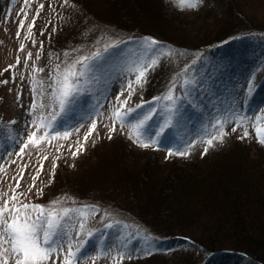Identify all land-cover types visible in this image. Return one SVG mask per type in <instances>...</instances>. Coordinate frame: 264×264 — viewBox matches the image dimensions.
I'll list each match as a JSON object with an SVG mask.
<instances>
[{"label":"rangeland","instance_id":"obj_1","mask_svg":"<svg viewBox=\"0 0 264 264\" xmlns=\"http://www.w3.org/2000/svg\"><path fill=\"white\" fill-rule=\"evenodd\" d=\"M68 2L71 5L65 6ZM43 3L49 5L47 9L52 13L61 9L60 14H64L63 20L67 17L68 26L69 23L74 24L70 25L73 28L71 31L66 28V39L69 35L80 34L82 27L88 31L85 41L72 43L67 40V46L59 48L76 46L80 50L77 52L90 54L93 48L100 45L93 36L94 31L99 35L104 30L110 32L103 39L102 47L96 50L124 38L118 42L119 47L108 54H103L108 49L102 50L99 61L102 67L86 71L80 78L79 92L66 105L64 112L57 106L55 114L52 104L54 97L43 86L41 77L40 42L36 41L40 33L31 29L32 36L29 38L28 32L29 27L32 28V20L36 19L37 9ZM231 3L232 6L227 0H202L195 9H182L174 0H36V3L35 0H27V3L26 0H0V85L4 99L0 104L3 115L0 120V192H7L10 197L16 182L22 183L21 172L23 179H32L39 172L38 178L30 184H22L24 188L36 187L42 177H51L54 165H59L55 188L61 189L60 193L70 192L74 196L79 193L81 198L90 196L100 199L107 207L126 215L122 206L130 207L132 201L139 199V188L143 181L140 179L141 172L145 167L161 175V181L162 177L167 178L172 172L184 175L181 178L185 180L196 174L212 177L223 172L231 163L239 165L245 175H255L257 169L259 171L264 167V145L258 143L253 127L255 118L264 116V40L256 35L249 36V39L237 36L231 44L217 48L210 55L200 56L192 70L184 67L183 70H187L181 79L183 91L179 90L178 96L173 93L175 103L150 98L143 82L142 85H133L135 91L127 107L135 108L144 103V108L136 109L123 124L112 117L114 109L120 107L117 97L119 100L127 98V85L135 80L136 73L131 69L151 56V52L145 51L149 47L145 43L146 38L158 41L154 50L159 57L172 60L165 69L170 67L169 70L176 73L181 64L178 63L179 59H171L175 57L172 56L171 44H165L158 38L174 42L189 36L197 42L210 37L212 33L220 36L234 27L233 22L241 15V6L246 5H253L254 12L264 20V8L260 6L264 0H232ZM21 22L23 29L19 27ZM74 22L79 25L75 26ZM122 25L124 29L120 28ZM126 31L134 33L127 35ZM93 42L95 46L91 44ZM169 50V55L163 54ZM28 53H31V59ZM91 63L95 65L97 61ZM36 81L40 83L36 84ZM121 92L123 95H120ZM40 104L44 106L41 108ZM153 107L156 114L148 122L150 127L143 129V142H156L145 148L135 142L129 121L135 123L133 116ZM38 116L50 122L47 129L49 137L37 147L28 144L21 154L29 135L36 131L33 123ZM238 117H246L244 123L249 133L246 138H242L244 127H236ZM218 121H226L223 131L227 135L222 143L214 140L213 146L209 147L204 141L218 134ZM93 124L95 129L92 128ZM160 127L164 128L163 133L159 132ZM233 128L236 130L233 131ZM45 130L41 128L36 133L37 137ZM64 133H69L66 139L63 138ZM85 136L88 137L87 141L84 140ZM81 145L82 150L73 155ZM206 148L211 150L207 154ZM178 150L196 151V154L193 157L168 155L170 151ZM203 156L208 158L202 161ZM34 190L26 193L28 198L24 203L31 204L36 197ZM157 193L148 195L152 208L149 205L139 206L143 214L138 213V218H141L138 221L144 222L149 229L143 233H131L122 227L117 228L125 225L122 221L118 225L110 224L111 227L108 225L94 232L92 243L85 249L81 245H73V251L77 252L74 264H115L118 260L125 264H181L177 262L181 259H186L184 264H261L232 251L215 253L218 255L208 258L207 263L205 259L208 254L187 239L177 236L158 241L150 231L168 235L173 233L174 225L170 227L167 225L170 222H162L165 219L159 213L167 201L164 200L162 205L163 199L156 196ZM20 199L23 200L22 197ZM2 203L3 200H0ZM80 215L76 209L65 218L66 235L60 241L65 247L58 249L48 264H63L67 242L71 240L74 243ZM180 247L184 250L178 249ZM9 264H12L11 260Z\"/></svg>","mask_w":264,"mask_h":264},{"label":"trees","instance_id":"obj_2","mask_svg":"<svg viewBox=\"0 0 264 264\" xmlns=\"http://www.w3.org/2000/svg\"><path fill=\"white\" fill-rule=\"evenodd\" d=\"M231 2L232 0H227L230 6H232ZM68 5H71V2L65 3V6ZM260 6L264 8V3H260ZM47 8H49V5L43 3V7L37 9L36 19L32 20V22L35 21V24L31 29L32 31L39 30L40 36L36 38V41L40 42L39 62L43 69L41 73L42 82L43 86L51 91L53 95L56 87L55 80L58 70L63 71L67 66L74 64L81 57L93 56L97 52L101 53L102 50H105V47L100 50L96 49L102 47L104 44L103 39H106L110 32L108 31L106 33L104 30L100 35L97 31L93 32L94 38L100 42V45H97L96 49L93 48L90 54L77 52L80 50H77L76 46L59 48L67 46V42H65L67 40L72 43L75 41H85L88 37V31L82 27L80 34L69 35L66 39V28L68 31H71L73 28L70 25L74 24L69 23L68 26V22L66 21L67 17L63 20L64 14H60L62 11L61 9H57L52 13V11ZM241 8V15H239V17L237 16V19L233 22L234 27L225 31L224 34L220 36L216 33H212L210 37H204L197 42L189 36L188 38L182 37L181 41H183V43L178 39L174 40V42H165L158 38L165 44H171L172 47L170 48L173 49L172 56H175H171V59L177 58L179 59L178 63L181 64L177 68L179 71L172 73V71L169 70L170 67L165 69L172 60L169 61L170 59L165 60L164 58H159L158 64L149 69L145 77L144 83L148 93L151 95H149V97H161L165 92H169L170 89H173L175 96L180 95L178 92L179 90L183 91L184 84H181V79L185 71L187 69L190 71L195 68V64L199 61L198 59L200 56L210 55L217 48L231 44V42L237 39V36H245L249 39L251 38L249 36L256 35L257 38L263 41L264 20L262 21L258 16L259 14L254 12L255 7H253V5L241 6ZM74 23H76L75 26L79 25L77 22ZM119 26L120 25H118V27ZM123 27L122 25L120 28L124 29ZM134 31H131V33H134ZM231 31L232 33L230 34ZM83 32L84 35L82 36L81 34ZM131 33L126 31L127 35ZM149 35L151 36V34ZM118 42H114L113 44L120 45ZM188 42L190 43L188 44ZM91 44L93 46L96 45L94 42ZM113 48L114 47H108V50L103 54H108ZM187 63L188 65H186ZM48 66L49 68L46 69ZM76 67L78 71L83 70L82 65L77 64ZM184 67L187 69L183 70ZM160 70H164V72L161 73ZM1 90L2 88L0 85V104L4 101ZM52 104L54 108L53 114H55V109L57 110V106L59 105L54 98ZM2 118L3 115L0 111V120ZM210 151L211 150H207L205 154ZM194 152L196 151L188 152L186 156L193 157L196 154ZM203 158L202 161L206 160L208 157L203 156ZM59 168V165L54 167L51 177L49 179L42 177L36 187L29 186L24 188L22 184H30L33 178L29 179L26 177L22 179L20 187L14 188L16 193H24V195L21 196L24 202V200L28 198L26 193L36 189L34 190L36 192V197L31 204L48 207L54 202H59L58 208L70 209L71 211L78 209L81 215L80 219L77 220V225L82 221L83 213L87 216V228L90 229L93 234L110 224L118 225L120 221L124 222L125 225L117 228L122 227L131 233H143L144 230L149 228L145 226L144 222L138 221L140 218H138V215L143 214L140 212L141 207L139 206L143 207L149 205V207L152 208V200L148 195L149 193L152 195L158 192L156 196L158 195L163 199L162 205L164 200L165 202L167 201L159 213L163 216L160 217L163 220L165 219L162 222H170L171 224H167L170 227L174 225L173 233H168V235H166V233L160 235L157 232L155 233V230L150 231L154 233L153 235H155L158 241L162 242L177 236L185 238L208 254L205 259L207 263L209 262L208 258H212V255L215 253L232 251L238 254L242 253L251 262L256 261L264 264V167L259 171H257V169L255 175H251L250 173V175H245L241 171L239 165L236 166L231 163L223 172H218L212 177H204V175L196 174L194 176H189L188 180H185L181 178L184 175L180 176L172 172V175H168L167 178L162 177V181L159 179L161 175L150 172L151 169L145 167L141 172L140 179L143 181L139 188V199L136 198V201H132L133 205L130 206L131 208L122 206L127 216L121 212L117 213L114 209L107 207L105 202L100 199H93L90 198V196H87L88 198H81L79 196L82 195L79 193H75V196L70 192L60 193L59 191L61 189L55 188L60 173ZM45 179L47 181L43 183ZM52 184H54V186ZM29 189L31 190L29 191ZM11 191L13 194V189ZM49 192L50 194H48ZM9 206H11V204ZM90 208L94 209L90 212ZM78 232L79 228H76V237L73 245H81L83 249H85L91 242L92 236L86 237L83 233L78 235ZM82 241L84 242L83 244H81ZM222 247H224V249L220 250ZM178 249L181 250L183 248L180 247ZM185 260L186 259H181L177 260V262L184 264ZM125 263L126 262L118 260L115 264Z\"/></svg>","mask_w":264,"mask_h":264},{"label":"snow or ice","instance_id":"obj_3","mask_svg":"<svg viewBox=\"0 0 264 264\" xmlns=\"http://www.w3.org/2000/svg\"><path fill=\"white\" fill-rule=\"evenodd\" d=\"M67 2V0H66ZM178 7L182 9H195L198 7L202 0H174ZM27 3V0H26ZM41 8L43 5L40 6ZM26 15V13H25ZM35 21L32 22L34 26ZM19 27L23 29V22L20 23ZM29 38L32 36L31 26L28 29ZM145 43L149 46L145 49L146 52H151L150 57H146V61H142L137 67L131 69L136 73L135 80L129 81L127 85L128 97L124 100H117L120 104L119 108H115L112 117L115 121L121 122L123 124L126 120V117L130 116L136 109L144 108V103L138 104L135 108L127 107L129 99L135 91L133 85H142L145 82V77L149 69L155 67L159 62V54L155 49V46L158 44V41L146 38ZM108 47H119L118 44L106 45L105 51ZM23 50V45L21 46ZM171 50L164 55H169ZM28 58L31 59V53H28ZM102 59L99 52L95 53L93 56H84L78 59L74 64L67 66L63 71L57 72V77L55 80L56 87L53 92L54 99L59 105L61 112H64L66 105L70 104L72 98L79 92L80 85L79 79L84 76L86 71H92L97 67H102L99 65V61ZM95 60L97 64L93 65L91 62ZM19 62V61H18ZM82 65L83 70L78 71L76 65ZM7 70V69H6ZM4 83H7L5 81ZM39 84V81L35 82ZM251 91V89H249ZM123 95V92L120 93ZM171 101L175 103L173 96V89L169 90V93L165 97L156 98ZM43 104H40L39 107H43ZM34 107H36L34 105ZM127 108V111L124 109ZM156 114V108L153 107L146 112L138 113L136 116L132 117V120L135 123L131 124L133 132L135 134V142L138 143L141 147H150L156 141H151L150 143L143 142V129L145 127H150L148 122L152 120L153 116ZM55 119V115L52 117ZM246 117H238L236 127H244V132L242 138L248 137L249 133L245 125ZM14 123V122H13ZM166 122V125L167 126ZM224 123L226 121L217 122L218 134L212 136V138L204 141L209 147L213 146V141L223 142V137L227 135L223 131ZM50 126V122H46V119L42 116H38L37 120L33 123L36 131L32 132L28 137V143L23 145L21 148V154H23V149L28 147V144H32L33 147H37L41 142L45 141L49 137V132L47 129ZM256 132V137L258 143L264 145V116H257L255 118V124L253 125ZM46 129L39 137H37V132L40 129ZM92 128L95 129V124L92 125ZM115 131V128L112 129ZM164 128L160 127L159 132L163 133ZM233 131L236 129L233 128ZM69 133H64L63 138H67ZM91 135V132H89ZM157 135V133H153ZM55 139V137H53ZM88 137L85 136L84 140L87 141ZM83 148L81 145L73 155L78 154ZM207 148L205 149V153ZM169 156L172 155H188L187 150H178L176 152H169ZM47 159V157H44ZM55 167V165H54ZM42 170V165H41ZM2 171V169H0ZM37 176L33 177V180L37 179ZM20 179H23V174L21 172ZM35 185H33L34 187ZM20 187L19 181L16 182V188ZM31 189H29L30 191ZM24 193H16L13 189V194L9 197L7 192H0V200H3V203L0 204V264H9L11 260L12 264H48V261L58 253V249H63L64 244H61L60 241L66 235L65 227V218L69 217L71 210L70 209H61L58 208L59 202H54L48 207H44L37 204L24 203L20 197ZM5 197H7L5 199ZM11 204V206H9ZM83 219L79 223L78 228L80 233H83L86 237L92 236V232L87 228L86 220L87 216L82 213ZM111 227V225H109ZM84 242L82 241L81 244ZM67 255L63 257V264H74V259L77 258V252L73 251V243L71 240L67 242ZM123 258V257H121Z\"/></svg>","mask_w":264,"mask_h":264}]
</instances>
